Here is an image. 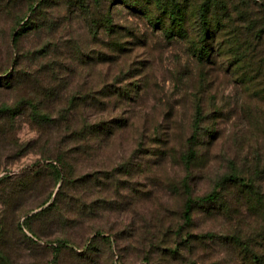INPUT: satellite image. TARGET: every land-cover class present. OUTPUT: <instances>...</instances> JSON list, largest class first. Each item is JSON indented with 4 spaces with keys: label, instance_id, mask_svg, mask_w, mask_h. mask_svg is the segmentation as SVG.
<instances>
[{
    "label": "rangeland",
    "instance_id": "1",
    "mask_svg": "<svg viewBox=\"0 0 264 264\" xmlns=\"http://www.w3.org/2000/svg\"><path fill=\"white\" fill-rule=\"evenodd\" d=\"M65 2L0 0V264H229L218 202L202 198L245 172L264 103L233 74L228 43L201 59L182 35L234 13L176 0L190 25L179 33L155 18L160 0L153 16L118 5L120 50ZM229 4L247 23L228 33L263 18L261 0Z\"/></svg>",
    "mask_w": 264,
    "mask_h": 264
},
{
    "label": "trees",
    "instance_id": "2",
    "mask_svg": "<svg viewBox=\"0 0 264 264\" xmlns=\"http://www.w3.org/2000/svg\"><path fill=\"white\" fill-rule=\"evenodd\" d=\"M65 1V4L69 7L71 5L80 6L89 18L90 31L97 34L100 30H105L108 35L113 37L114 48L119 47L120 50L122 47L118 45V41L123 36H127L126 31L129 30L126 27L111 24L113 8L120 5L132 11V14L140 13L142 16H153L154 14V8L149 3L150 0ZM155 1L158 5L159 0ZM160 1L162 2L160 5L161 9L160 11L158 10L160 15L155 18L163 17L164 21L172 19L166 27L168 29L175 27L179 33L180 31L188 30L190 25L186 21L183 22V14L179 10L180 5L176 0ZM206 1L207 6L204 5V7L209 10L211 3L215 0ZM217 1L218 5H221L226 11L227 17L232 18L234 13V20L229 22L228 26H225L221 22L222 18L217 17L218 20L215 26L211 25L212 22L201 26L202 34L196 40H191L189 38L190 35L188 36L187 33L182 35L183 40L189 41V44L193 43L192 46H198L197 55L201 59L202 56L208 54L213 42L219 46L226 45L225 42L228 43L232 50L230 53L232 66H235L233 74L241 80V84L257 89L258 95H262L261 99L264 103V0H261L262 4L259 9L263 16L262 20L258 24L248 22L249 26L246 30L240 25H235L233 34L227 32L228 27L230 28L237 22L247 23V19L244 18L246 15L237 8L232 11L229 0ZM31 7L32 4L28 7V10L33 12ZM174 11H176V15L173 14ZM217 11L221 12L218 8ZM237 16L243 19L237 21ZM205 19H207V15H205ZM19 28L22 33L27 26H20ZM20 32L12 35L13 41L16 42V37L21 34ZM132 34L128 36H132ZM218 48L220 50V47ZM79 132L81 134L77 133L73 142L80 145L84 143L85 135L83 129ZM260 137L261 143H258L259 137H256L255 146H250L252 147L251 149H254L248 150L244 156L245 172L239 171V167L234 166L235 170L227 177L221 179L218 188H215L202 198L203 202H218V215H221L226 223L227 230H229L228 236L231 237L228 239L232 243V255L229 264H264V132ZM260 144H262L260 148L257 147ZM43 165V163H36L27 167L26 170L38 171ZM193 203L194 200L191 198L186 201L184 217L187 220L190 218L189 212Z\"/></svg>",
    "mask_w": 264,
    "mask_h": 264
}]
</instances>
